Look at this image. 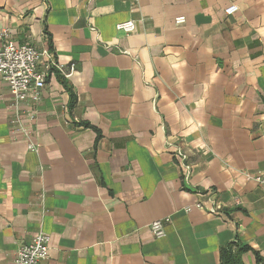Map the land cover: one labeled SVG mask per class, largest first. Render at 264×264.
<instances>
[{"label": "crops", "instance_id": "0c3cea01", "mask_svg": "<svg viewBox=\"0 0 264 264\" xmlns=\"http://www.w3.org/2000/svg\"><path fill=\"white\" fill-rule=\"evenodd\" d=\"M0 30L49 68L35 107L0 77V264L39 232L46 264H264V0H0Z\"/></svg>", "mask_w": 264, "mask_h": 264}, {"label": "built area", "instance_id": "2783aa9c", "mask_svg": "<svg viewBox=\"0 0 264 264\" xmlns=\"http://www.w3.org/2000/svg\"><path fill=\"white\" fill-rule=\"evenodd\" d=\"M237 11V6L231 5L225 10V14L231 16ZM174 22L180 26L185 23V19L178 17ZM134 29L133 21L116 25V30L123 32L125 35L131 34ZM43 57L44 53L39 52L30 45L21 44L15 46L10 40L7 31L0 30V77L13 97V107L23 103L35 107L40 102L48 76L47 70L49 69L43 70L41 68ZM50 67L63 72L62 67L57 63H51ZM27 117L31 121L34 118L33 112L28 113ZM16 130L21 132L27 144V149L31 152H36L37 145L33 142L31 130L20 124ZM179 158L183 163L181 167L186 177L189 175L190 167L184 164L186 161L185 156L179 154ZM252 178L264 192V170L254 174ZM149 230L155 239H161L165 236L163 221L152 222ZM49 242L50 238L48 235L42 232L37 233L30 242L19 246L13 264H46Z\"/></svg>", "mask_w": 264, "mask_h": 264}, {"label": "trees", "instance_id": "16d2710c", "mask_svg": "<svg viewBox=\"0 0 264 264\" xmlns=\"http://www.w3.org/2000/svg\"><path fill=\"white\" fill-rule=\"evenodd\" d=\"M69 95L70 104H73L75 97L70 91ZM245 251V247H241L237 242H231L221 248L219 264H243L242 255Z\"/></svg>", "mask_w": 264, "mask_h": 264}]
</instances>
